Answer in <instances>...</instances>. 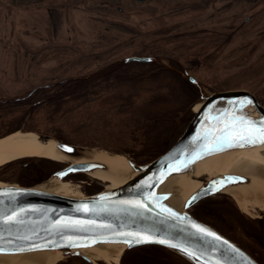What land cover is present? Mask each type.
Segmentation results:
<instances>
[{"label": "rangeland", "instance_id": "1", "mask_svg": "<svg viewBox=\"0 0 264 264\" xmlns=\"http://www.w3.org/2000/svg\"><path fill=\"white\" fill-rule=\"evenodd\" d=\"M143 44L149 48L144 49ZM139 51H143L142 56L136 55ZM132 56L155 60L141 63L152 66L127 68L129 75L139 72L137 81L105 82L81 105L76 100L57 105L49 99L35 106L36 100H31L13 109L15 112L3 110L14 113L0 114V122H9L0 127V139L17 129L147 164H140L134 155L142 149L134 128L143 114L139 110L123 114L118 109L154 104L151 94L167 93V86L179 78L193 98L162 133L163 145L169 149L187 126L184 112L199 98V92L182 77V68L201 83L205 94L246 90L264 102V0H41L29 8L0 0V103L26 98L39 90L56 96L53 88L57 87L53 86L114 74L131 63L124 60ZM165 102L163 110L176 109L179 104ZM16 162L0 168V182L21 186L22 165ZM51 175L34 186H45ZM62 181L70 197H87L93 188H106L103 181L88 174H82L80 180L73 175ZM219 195L210 198L229 205L231 199L236 213L251 221V232L264 234V220L262 224L254 222L264 210L251 204L247 214L230 195ZM227 235L248 241L247 234ZM125 252L118 263L97 262L121 264ZM15 257L19 256L6 258ZM71 257L75 256L63 252L56 264Z\"/></svg>", "mask_w": 264, "mask_h": 264}, {"label": "water", "instance_id": "2", "mask_svg": "<svg viewBox=\"0 0 264 264\" xmlns=\"http://www.w3.org/2000/svg\"><path fill=\"white\" fill-rule=\"evenodd\" d=\"M154 61L152 57L138 56L124 60L125 63ZM181 75L199 92V98L184 112L183 120H189L187 126L165 153L144 165L136 164L129 159L128 171L101 161L73 162L54 172L45 182L64 180L78 173L89 175L95 171H105L129 174L130 180L124 185L115 189L104 188L96 194L79 198L48 192L41 188L42 185L23 187L8 183L0 184V218L15 215L19 220V223L13 224L0 223V257L58 250L70 256L80 257L88 264H100L84 255L83 250L102 245L123 246L124 251L141 246H160L191 264H248V261L260 264L215 228L195 218L190 209L206 198L225 194L229 188L257 184L258 181L253 176L239 172L219 173L218 168L212 166L210 168L208 162L233 151H253L257 157L264 159V144H245L242 147L219 145L223 148L222 151L204 154L202 158L197 157L202 153L203 145L206 143L205 130L217 124L216 117L233 110L237 101L246 97L252 99L253 103L244 111L249 113L253 120H259L264 116V106L253 93L246 90L205 94L201 83L187 69L182 68ZM39 138L44 141L54 140L58 148L74 159L88 157L95 152L93 149L63 143L46 135H39ZM178 177L191 178L202 183L183 199L181 205L174 204L173 193L164 188L166 183ZM213 185L215 188L211 194L205 195L204 192ZM193 197L199 198L188 206ZM128 200H139L148 204L151 211L132 208L122 203ZM164 207L181 217H188L190 222L209 229L221 239L213 241L211 238L198 236L189 222L170 218L167 212L162 211ZM85 208L89 211H84ZM76 220L84 222L87 228H57L61 223ZM126 233H140L157 240L183 242L191 249L197 250L199 259H190L176 249L160 243H135L130 247L128 243L122 242L132 239L124 235ZM69 242H72V246H69Z\"/></svg>", "mask_w": 264, "mask_h": 264}, {"label": "trees", "instance_id": "3", "mask_svg": "<svg viewBox=\"0 0 264 264\" xmlns=\"http://www.w3.org/2000/svg\"><path fill=\"white\" fill-rule=\"evenodd\" d=\"M144 49H148V45L143 44ZM139 56H142L143 51L137 52ZM147 67L152 66L150 64H141L131 62L127 65H124L114 73L109 74L104 77L94 78L90 80L86 79H75L69 80L68 82L57 84L53 87L56 89V93L54 95H45L44 90L36 91L31 96L26 98L17 99L14 101H8L5 103H0V114L4 116H10L15 111L13 109L21 108L26 106L25 103H29L31 100H36L34 105L36 106L39 102H47L55 101L57 105H63L65 100L74 101L76 100L79 105L81 103H85L90 101L91 96L97 94L96 92L99 90V86L105 84L110 80H119L122 83H125L129 80H136L141 77V75H137L136 68L133 75H129L131 70L127 69L131 67ZM128 73V74H127ZM128 75V76H127ZM161 75V72L158 73ZM82 78V77H81ZM177 78V83H170L167 86L168 92H153L151 94L150 99H153L154 104H138V105H127L118 109V113H127L130 110H139L143 116L135 122L134 131L138 132L136 136V141L142 144V149L139 152H134L136 160L140 162V164L148 163L163 153L167 151L162 142V133L169 127H171V123L175 120V115L179 113V111L185 109V107L192 101L191 93L185 89V84ZM184 87V88H183ZM98 90H97V89ZM64 90V91H63ZM65 92V93H64ZM54 96V97H53ZM98 96V95H97ZM49 97V98H48ZM259 102L264 106V102L257 96ZM66 101V102H67ZM165 101H176L179 103L176 109H162V105ZM170 102V103H171ZM168 103V102H165ZM33 104V103H32ZM180 105V106H179ZM147 106H150L147 108ZM3 110H13L14 112L3 113ZM30 111V110H29ZM9 123L6 120L0 122V127H3ZM174 123V122H173ZM171 125V126H170ZM17 131L13 130L11 132L5 133L4 136L15 133ZM30 131V130H29ZM3 136V135H2ZM64 143H68L66 140H60ZM17 161V160H16ZM22 165L20 170V180L19 184L23 187H32L44 179H47L50 174H53L57 170H60L64 167L63 164L59 162L52 161L50 159L31 157V158H23L18 162ZM15 163L11 162L7 164V166H11ZM63 165V166H62ZM62 166V167H61ZM3 167V168H5ZM2 168V169H3ZM82 174H76L77 180L81 179ZM72 177V176H71ZM98 189L89 190V195L100 192ZM232 204H228L227 202L213 200L210 197L202 200L198 204H196L192 208V215L198 220L210 225L215 228L217 231L222 233L225 236L228 233L242 235L247 234L251 239H254V235L251 232V225L249 222H246L243 218L236 213L234 210L235 206L231 199L228 198ZM232 205V206H231ZM261 235V233H260ZM262 237L264 234L261 235ZM58 264H88L83 259H78L76 257H71L67 260H64ZM121 264H189L179 256L173 254L168 249L160 246H141L137 248H133L125 252Z\"/></svg>", "mask_w": 264, "mask_h": 264}, {"label": "bare ground", "instance_id": "4", "mask_svg": "<svg viewBox=\"0 0 264 264\" xmlns=\"http://www.w3.org/2000/svg\"><path fill=\"white\" fill-rule=\"evenodd\" d=\"M260 150V149H259ZM257 152V151H255ZM248 153L254 155H248ZM45 158L61 163L101 161L116 166L118 169L129 170L128 158L119 154L94 152L88 157L74 159L56 146L54 140H41L34 132H15L0 139V168L23 158ZM209 167H217L219 173L239 172L253 176L258 181L256 185L232 187L226 190L245 213L248 205L254 204L264 210V159L249 151H233L222 154L208 162ZM239 163V164H237ZM89 175L103 181L107 189H115L130 180L129 174L95 171ZM2 184V182H0ZM62 180L55 179L41 186L42 189L64 196H70ZM201 182L191 178L178 177L165 185L167 191L173 193L172 202L181 205L183 199L201 186ZM73 197V196H72ZM82 198L80 196H77ZM125 247L118 245H102L83 250V254L92 260H103L107 263H118ZM62 251H41L15 255L19 257H0V264H56L62 259Z\"/></svg>", "mask_w": 264, "mask_h": 264}, {"label": "snow or ice", "instance_id": "5", "mask_svg": "<svg viewBox=\"0 0 264 264\" xmlns=\"http://www.w3.org/2000/svg\"><path fill=\"white\" fill-rule=\"evenodd\" d=\"M253 103L251 98H244L235 103L233 110L225 112L221 117H216L217 124L213 125L211 128L206 129V143L203 145V151L197 158H202L204 154H212L215 151H222L223 148L219 145H227L228 147L244 146L245 144H264V116L259 120H253L250 118V114L245 112L244 109ZM67 151H72L71 149H66ZM215 185L209 187L204 194L208 195L214 190ZM218 190V189H215ZM199 197H193L192 201L189 202L188 206H191ZM151 202V201H150ZM122 203L129 205L132 208L142 209L146 211H151L148 204H145L139 200H128L122 201ZM84 211H89L85 208ZM162 211L167 212L169 217L174 220H183L190 223L192 229L195 233L201 237L211 238L213 241H219L221 238L211 232L209 229L197 225L194 222H190L188 217H181L177 213L172 212L170 209L164 207ZM0 223L13 224L19 223V220L15 215H10L0 218ZM64 227H78L80 229H86L87 225L84 222L76 220L66 223H61L57 225V228ZM108 227V226H102ZM124 235L132 237L131 240H125L122 242L128 243L131 247L135 243H160L165 244L170 248H174L181 252L183 255L188 256L190 259H199L197 250L191 249L190 246L184 244L183 242H174L170 239H153L150 235H142L140 233H126ZM99 242V241H94ZM105 243L110 241H103ZM120 242V241H117ZM227 243V242H225ZM69 246H72V242H69ZM237 251L236 249H232ZM248 264H252L248 261Z\"/></svg>", "mask_w": 264, "mask_h": 264}, {"label": "flooded vegetation", "instance_id": "6", "mask_svg": "<svg viewBox=\"0 0 264 264\" xmlns=\"http://www.w3.org/2000/svg\"><path fill=\"white\" fill-rule=\"evenodd\" d=\"M64 164H66V166H67L70 163H64ZM66 166H64V167H66ZM216 196H218V195H215L213 197H216ZM190 212L192 213V209L190 210ZM239 216L245 220L244 216H242V215H239ZM256 218L258 220H255L254 222H258L259 224L263 223L262 221L264 220V215L263 216H256ZM245 221L251 223L250 220L246 219ZM254 222H252V223H254ZM253 235L255 236L254 239H251L250 236L247 237V240L250 242V244L248 241L244 242L240 238H237V237H232V236H228V237L226 236V237L229 238L234 243H236L244 251H246L257 262H259L260 264H264V236L262 237L260 235V233L259 234L253 233Z\"/></svg>", "mask_w": 264, "mask_h": 264}, {"label": "crops", "instance_id": "7", "mask_svg": "<svg viewBox=\"0 0 264 264\" xmlns=\"http://www.w3.org/2000/svg\"><path fill=\"white\" fill-rule=\"evenodd\" d=\"M40 3L41 0H9V4L18 8H29Z\"/></svg>", "mask_w": 264, "mask_h": 264}]
</instances>
